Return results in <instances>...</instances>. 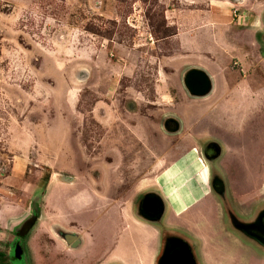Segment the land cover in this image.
Returning <instances> with one entry per match:
<instances>
[{
	"label": "rangeland",
	"instance_id": "obj_1",
	"mask_svg": "<svg viewBox=\"0 0 264 264\" xmlns=\"http://www.w3.org/2000/svg\"><path fill=\"white\" fill-rule=\"evenodd\" d=\"M208 14L231 23L223 33L238 48L172 67L178 25L210 45L196 37ZM191 68L212 78L206 97L186 91ZM148 196L160 201L159 219L137 212ZM4 202L18 219L39 218L24 237L0 230L6 264H115L109 241L133 235L120 249L129 261L142 236L127 217L153 234L152 264L165 238L195 264L205 250L227 264H264V245L238 229L264 213V0H0ZM63 233L80 238L76 255Z\"/></svg>",
	"mask_w": 264,
	"mask_h": 264
},
{
	"label": "crops",
	"instance_id": "obj_2",
	"mask_svg": "<svg viewBox=\"0 0 264 264\" xmlns=\"http://www.w3.org/2000/svg\"><path fill=\"white\" fill-rule=\"evenodd\" d=\"M199 18H201V16H199ZM199 18H195V17L193 18L192 16L191 19L194 20V23H197L199 21ZM240 20L241 19H239L238 21ZM241 23H243V21L239 22L237 25H241ZM197 26L203 32L201 34H198L196 37L202 36V38L203 37L207 38L210 45L207 46L206 48L205 47L200 48L199 47L200 45L195 43L196 38L193 39L191 36L187 37L186 35H184L185 33H183V31L180 29V25H178V29L176 30L177 32L173 36V39H176V41L178 42V48H179L180 54L175 57H170L171 63H174L172 64V67L175 66V64L177 63L178 57H181V58L192 57L193 54H198L197 56L199 57V54H204V53H211V54L217 55L221 52L222 53L233 52L236 48H238L237 44L231 43L230 41H226L227 36L225 37V32L223 33V31H225L226 29H228V34L231 31L234 32L233 27L228 20L224 21V19L220 18V16H216L214 14H208L206 18V22L203 23L202 25L197 23ZM195 63H197V65L195 66L205 69V71L207 70L209 74H211V76L214 74V70H216L215 67L210 68V66L208 64H205L203 61H200V62L196 61ZM173 69L176 70L177 67H174ZM218 79H215V80H218ZM14 166L12 168V171H14L16 167ZM126 220H127L126 224L130 225V227L133 226L134 228L137 229V230L134 229L135 230L134 235L137 234L139 236H142V239H139L140 240L139 243H141V246H138V244L136 245L131 244V246L129 247V251L131 253V259L127 261L124 257L121 256L120 249L124 245V242H126V240H128L129 238L132 239L131 241H134L133 235L125 237V238L124 237L120 238L119 236L116 240L113 239L109 241L108 254L112 258V260L115 261V264H152L151 255L148 252V243L153 234H151V232H148L146 230L148 227L146 223H144L143 221L139 219H134L133 217L132 218L127 217ZM37 221H39L38 217H37ZM25 222L26 220H23V217L21 219H18L16 213L13 210V206L10 205L9 202L8 204L7 202H4L3 204L0 205V230H3L4 232L8 231L13 235V237L18 238V233L20 232V230H22ZM33 229H34V225L31 228V232L33 231ZM85 230L86 232L88 231L87 228H85ZM80 234H81V231H80ZM139 236L137 237L139 238ZM44 238L45 236L42 233L39 235V237L36 238V240L38 241V243H42V241L46 242L45 240H43ZM77 239L78 238H76V240ZM202 241H203V247L205 249L208 248L207 239H202ZM79 244L76 247H72L71 245H68L69 246L68 248L76 252L77 251L76 248L79 246ZM141 247H142L143 253L141 251ZM74 254L76 255L77 252ZM202 259H203L204 264H227L224 261L217 260V258H215L211 253H209L206 250L204 251V254L202 255ZM78 263L82 264L83 261L80 260L79 258Z\"/></svg>",
	"mask_w": 264,
	"mask_h": 264
},
{
	"label": "flooded vegetation",
	"instance_id": "obj_3",
	"mask_svg": "<svg viewBox=\"0 0 264 264\" xmlns=\"http://www.w3.org/2000/svg\"><path fill=\"white\" fill-rule=\"evenodd\" d=\"M205 152L207 153V156H215L217 154V150L213 146H209L206 148ZM205 153V154H206ZM51 197V196H50ZM50 204L52 203V199L49 200ZM153 202V203H152ZM161 206L159 205V202L151 197H144L142 198L141 204L137 206V212L140 217L145 218L148 221L155 220L160 215V209ZM236 227V226H235ZM239 230H243L246 234L254 237L258 241L261 242V244L264 245V213H260V217L258 219L257 224L254 226H240L238 227ZM54 231V230H53ZM55 233L58 231L55 230ZM61 233V231H60ZM69 247V246H68ZM22 251V250H21ZM23 252V251H22ZM174 254L181 255V258L178 256L177 259H179L178 264L185 263V264H195L194 259L192 257L191 252H189L186 245L181 243L179 240L176 239H170L165 238L162 242V247L160 251L158 252V256L155 259L153 264H167V257L169 255L173 256ZM20 260V259H19ZM18 260V261H19ZM16 262V260H15Z\"/></svg>",
	"mask_w": 264,
	"mask_h": 264
},
{
	"label": "water",
	"instance_id": "obj_4",
	"mask_svg": "<svg viewBox=\"0 0 264 264\" xmlns=\"http://www.w3.org/2000/svg\"><path fill=\"white\" fill-rule=\"evenodd\" d=\"M183 85L186 89V91L188 92V94L191 97H195V98H203L206 97L207 95H209L212 91V80L211 78L202 70L199 68H191L189 70H187L183 76ZM171 131L177 132V127L172 128ZM215 148H217L216 146H213ZM149 198H153L154 201H158L157 198L153 197V196H148ZM159 205L160 204V201ZM153 203V202H152ZM160 215L158 217V219L161 217L162 214V208H160ZM32 215V214H31ZM33 217L34 220L37 219V217H35L34 215L30 216ZM32 220V218H28L22 228V230H20V232L18 233V237H21L22 234L24 237V233L27 234L28 231L33 227L35 221ZM62 235V239L66 242L67 245H71L72 247H76L79 243H80V239L78 238V236L74 233L72 234H65ZM76 238H78L76 240ZM22 254V251L20 248L16 247L14 250V259L16 261H18L20 259V256ZM181 258V255L179 254H174L173 256L169 255L167 257V264H178L179 259H177V257ZM182 264V263H180ZM185 264V263H183Z\"/></svg>",
	"mask_w": 264,
	"mask_h": 264
},
{
	"label": "trees",
	"instance_id": "obj_5",
	"mask_svg": "<svg viewBox=\"0 0 264 264\" xmlns=\"http://www.w3.org/2000/svg\"><path fill=\"white\" fill-rule=\"evenodd\" d=\"M173 35H175V32ZM9 259H10L9 256L5 252L0 251V264H6Z\"/></svg>",
	"mask_w": 264,
	"mask_h": 264
}]
</instances>
